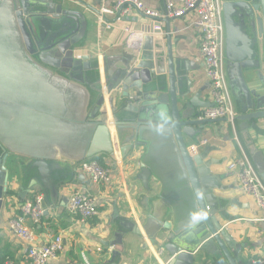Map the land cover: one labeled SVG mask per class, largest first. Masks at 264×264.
Instances as JSON below:
<instances>
[{
  "label": "crops",
  "instance_id": "1",
  "mask_svg": "<svg viewBox=\"0 0 264 264\" xmlns=\"http://www.w3.org/2000/svg\"><path fill=\"white\" fill-rule=\"evenodd\" d=\"M142 1L155 9L163 8L164 0ZM173 1L178 2V0ZM54 2L55 5L62 6V9L81 16L83 24L71 37L75 42L67 47L62 41L52 48L39 51L29 57H22L18 51L15 55H11L13 57H9L4 48L8 27L5 20L8 17L0 0V87L2 88V90L0 88V137L9 147L23 153L22 158L16 157L22 164H26L32 156H55V159L62 162L61 169L47 167L42 175L37 174V181L54 182L57 184L58 192L68 199L74 191L91 193L96 198L98 214L82 222L69 212L67 200L60 211L57 206L52 207L47 215H42L39 222L34 223L30 218H26L25 224L34 230L39 245L47 243L57 234L62 236L64 249L48 264H171L173 255L167 250L169 240L165 238L169 231L156 229L162 220L172 222L173 212L166 200L157 196L159 182L155 183L153 180H151L153 188L151 201L146 209L140 206L141 195L146 191L139 177L143 159L148 163L155 161L157 164H162L166 169L165 172L171 174L172 168L168 161L165 162L169 157L164 158L160 145H157L150 154L147 146H132L131 149L122 152L117 141L115 126L110 123L108 128L111 134L113 157L108 154L96 156L101 157L104 165L110 168V180L107 183H93L79 169V164L87 158L83 159L85 153L83 134L72 116V112L77 109L79 113L86 110L84 97L90 96L91 88L85 82L73 80L56 65L65 67L74 60L88 57L91 65H94L95 61L98 62L101 80L104 82L103 66L107 65L111 71H114L130 57L131 64L136 63L140 51L143 48L146 50V43L152 48L155 39L162 41L166 58V26L168 25L173 61L182 65L187 62L190 65V71L186 74L187 81L183 82L181 90H187L185 100L195 98L196 104H191L186 109L188 113L193 114L190 119L197 118L199 112L213 104V100L200 54L195 13L189 11L182 17L171 18L169 23L165 20L157 22L140 13H133L116 22L110 29H106L97 20L96 8L101 4L111 6L115 0H54ZM41 10L35 8V11ZM52 10L53 13L57 11L55 7ZM260 15V8L254 10L255 21ZM222 18L223 60L235 110L239 115L245 114V111L246 114L264 112V105L250 108V105L257 104L260 97L264 96V85L259 80L260 74L264 77L262 38L258 36L261 50L259 69L249 66L241 68L249 97L247 98L246 95L236 97L230 86L227 71L229 61L223 10ZM106 19L112 21L113 16H106ZM234 20L236 28L239 27L249 36H253L249 20L245 15L234 16ZM124 26H129L139 35L128 41V35L123 30ZM41 27L45 34L43 42L50 44V36L54 32L53 22H46ZM156 30L160 33H154ZM255 30L258 34V21ZM237 39L243 44L245 37L239 35ZM229 54L235 57L242 56L239 50L230 51ZM9 74H12V80L17 79L15 93L9 94L12 98L5 96L7 88L5 83L9 81ZM138 77L130 78L127 83ZM25 78L35 86L32 92L29 91L30 93L22 90L25 81L21 79ZM146 80L147 76H144L142 81ZM252 90L255 91L254 94ZM128 91L131 96L137 94L134 88ZM33 94L34 101H31L27 97ZM104 96L107 102L108 95L105 93ZM261 103L264 104V100H261ZM243 107L245 110H242ZM109 120L112 121L111 115ZM245 124L248 126L249 137L264 154V115L249 121L238 119L237 139L231 126L222 120L214 124H204L202 131L195 137L197 145L201 147L194 150L191 146L195 141L193 143L189 138L185 140L192 152L196 150L200 152L205 146L214 148L208 153L207 158L219 161L218 164L210 167L211 175L219 176L220 186L213 189V194L218 199L216 206L219 208L216 218L235 243L236 249L230 252L235 264H249L251 258L264 256V211L257 208L254 200L240 190L235 173L227 169V164L237 158L241 150L248 153L247 139L242 133V126ZM193 128L196 131L198 126ZM202 139H207L208 142L201 145ZM9 166L7 163L8 168ZM33 177L31 179H34ZM20 180L18 179L5 194L4 203L0 208V264L7 257L11 258L14 264H26L28 244L11 231L9 221L20 212L23 202L34 200L38 196L42 199L44 195L36 183L31 190H36L37 193L29 192L20 202ZM179 203L181 201L175 198L172 208L177 207ZM117 219L131 222L139 230V234L124 235V250L121 253H114V246L109 244L117 230ZM191 254L193 264H217L211 255L200 252L199 249Z\"/></svg>",
  "mask_w": 264,
  "mask_h": 264
},
{
  "label": "water",
  "instance_id": "2",
  "mask_svg": "<svg viewBox=\"0 0 264 264\" xmlns=\"http://www.w3.org/2000/svg\"><path fill=\"white\" fill-rule=\"evenodd\" d=\"M2 6L7 12L8 25L5 34V51L9 57L20 52L22 57L31 56L39 51L54 47L64 41L67 47L75 42L72 37L79 31L83 21L79 14L71 13L62 6L55 5L54 0H1ZM57 6V7H56ZM55 7L57 11L52 8ZM42 9L41 11H35ZM260 8L261 15L255 21L254 10ZM222 10L227 34V57L228 77L230 86L236 97H249L245 86L241 68L243 66L259 69L261 50L258 36L262 38L264 53V0H222ZM247 11V13H246ZM243 12V13H242ZM246 16L252 28L253 36L245 33L239 27L236 28L234 16ZM53 20V21H52ZM169 23L170 18L164 19ZM53 22V34L50 36V44L43 42L45 34L43 25ZM258 21L259 30L256 33L255 26ZM170 29L166 26L167 57L161 44L162 41L155 39L153 47L145 45L146 50L140 51L138 61L131 64V57L122 66L111 71L107 65L103 66L104 82L98 62L91 65L88 57L82 60H74L60 67V70L69 74L70 78L78 82H85L91 88L90 96L84 97L86 110L79 113V109L72 112L74 120L80 127L84 137L83 159L93 158L101 154L113 157V147L109 124L113 123L116 130L117 141L122 152L131 149L132 146H147L150 154L157 145L162 146L165 162L168 161L171 174H167L162 164L143 159L142 170L139 177L142 180L146 193L141 195L140 206L146 209L151 201L153 192L151 180L158 183V197L166 200L172 210V222L162 220L156 230L169 231L165 236L169 240L167 250L173 255L171 264H193V253L196 249L213 257L217 264H235L231 251H234L235 243L230 234L218 222L216 215L217 197L213 189L219 187V176H212L210 167L218 164L208 153L213 150L212 146H205L200 152H192L187 147L186 138L197 145L195 137L204 128V124H214L224 119H197L191 118L187 107L196 104L194 100H185L187 90H181L186 74L190 71L189 63L184 65L174 62L170 52L168 39ZM154 33H160L156 30ZM244 36L242 42L237 36ZM146 39V38H145ZM239 50L241 57L231 56L230 51ZM42 58V56L40 57ZM237 62V63H234ZM259 74V72H258ZM139 76L132 82L127 81ZM147 76L145 82L142 78ZM12 74L8 75L5 83V96L15 93L17 79L12 80ZM133 79V78H132ZM259 80L264 85V77L259 75ZM25 81L23 89L32 92L35 86L31 81ZM190 83V80L188 81ZM1 88V87H0ZM134 88L136 96L129 94V89ZM2 90V88H1ZM30 91V92H29ZM253 94L254 90L251 91ZM105 93L108 95L107 102ZM35 95H29V100L34 101ZM12 98V97H11ZM261 96L257 104L250 108L264 105ZM182 102L184 106L182 107ZM201 106V105H199ZM242 110H245L243 107ZM112 121L110 122L109 116ZM264 115V112L255 114H237V120L249 121ZM193 126H198L197 130ZM248 126H242L245 135L248 154L264 182V154L257 148L254 141L249 137ZM195 131V132H194ZM201 147L200 145L197 147ZM20 153L9 147L0 137V208L4 203V196L14 183L20 180V202L29 193H37L31 190L34 184L40 186L44 195L41 199L43 214L47 215L49 209L57 206L60 211L67 203L68 198L58 192L57 184L49 180L38 182L37 174L42 175L45 168L61 169L62 163L55 156H32L26 164H22L16 157L22 158ZM9 163V168L7 167ZM72 166L71 164H67ZM35 169V171H33ZM34 176V179L31 177ZM181 201L177 207L172 206ZM173 202V203H172ZM172 205V206H171ZM168 208L166 207V212ZM165 213V211H164ZM151 219V218H150ZM117 230L113 234L110 245L114 246V253L123 252V237L126 233L139 234L138 228L126 220H116Z\"/></svg>",
  "mask_w": 264,
  "mask_h": 264
},
{
  "label": "built area",
  "instance_id": "3",
  "mask_svg": "<svg viewBox=\"0 0 264 264\" xmlns=\"http://www.w3.org/2000/svg\"><path fill=\"white\" fill-rule=\"evenodd\" d=\"M189 11L196 16V26L199 33V49L204 64V71L210 83L213 104L204 108L197 115V119H224L232 128L237 139V112L235 110L231 92L225 73L223 60L224 25L222 18V0H164L162 9L147 6L142 0H115L111 6L101 4L96 8L97 20L106 29H110L116 22L133 13H140L154 21L166 18L182 17ZM106 16H113L109 21ZM123 30L128 35V41L136 38L139 33L129 26ZM208 142L200 141L201 145ZM199 145H192L197 149ZM79 169L96 184L107 183L110 180V168L95 158H87L79 164ZM227 169L235 173L240 190L250 196L257 208L264 211V182L256 170L249 154L241 150L240 155L227 164ZM68 210L82 222H86L98 214L96 198L85 191H74L68 199ZM43 215L41 197L25 201L20 212L9 221V228L19 238L27 242L26 264H48L64 249L63 238L55 235L47 243L37 244L34 230L25 224L26 218L37 223ZM1 264H14L9 257ZM249 264H264V256L250 259Z\"/></svg>",
  "mask_w": 264,
  "mask_h": 264
},
{
  "label": "trees",
  "instance_id": "4",
  "mask_svg": "<svg viewBox=\"0 0 264 264\" xmlns=\"http://www.w3.org/2000/svg\"><path fill=\"white\" fill-rule=\"evenodd\" d=\"M93 158L97 159L99 162H101L102 164H104L103 161H102V159H101V157H93Z\"/></svg>",
  "mask_w": 264,
  "mask_h": 264
}]
</instances>
